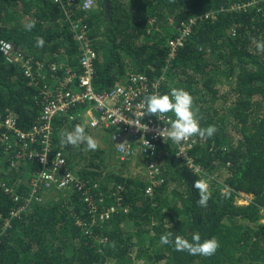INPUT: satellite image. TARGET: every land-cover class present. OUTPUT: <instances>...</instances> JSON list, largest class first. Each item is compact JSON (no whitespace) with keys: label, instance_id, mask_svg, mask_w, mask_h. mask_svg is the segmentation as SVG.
<instances>
[{"label":"trees","instance_id":"16d2710c","mask_svg":"<svg viewBox=\"0 0 264 264\" xmlns=\"http://www.w3.org/2000/svg\"><path fill=\"white\" fill-rule=\"evenodd\" d=\"M248 1L95 0L91 9L82 10L81 0L71 5L62 0L72 9L71 17L81 16L89 30L97 54L95 91L110 90L127 72L152 78L171 59L162 93L189 92L200 126L216 128L211 137H193L192 162L205 177L221 171L224 176L211 181L210 198L202 207L194 187L200 175L169 145L159 143L148 157L157 169L152 178L126 176L113 171L110 137L103 150L84 155L79 147L61 143L76 119L57 117L53 148L65 153L82 182L99 185L104 204H115L117 189L121 200L109 219L100 220L82 190L55 191L31 200L5 227L4 217L29 197L37 163L14 167L0 145V182L9 189L0 187V264H264V52L256 49V42L264 40V0H252L241 10L231 7ZM213 10L219 14L196 23L169 57L168 41L177 36L180 22ZM70 19L54 0H0V39L40 61L58 58L75 66L78 45ZM41 38L44 44L37 46ZM50 76L52 82L61 73ZM42 83L29 84L20 67L0 52V116L9 112L28 129L39 113L36 94ZM221 84L228 86L224 92ZM239 193L251 196L248 203L236 202ZM92 194L96 202L101 199L99 190ZM169 232L189 240L199 233L202 240L215 238L219 247L209 257L176 251L173 244L160 243Z\"/></svg>","mask_w":264,"mask_h":264},{"label":"built area","instance_id":"2783aa9c","mask_svg":"<svg viewBox=\"0 0 264 264\" xmlns=\"http://www.w3.org/2000/svg\"><path fill=\"white\" fill-rule=\"evenodd\" d=\"M54 1L60 3L66 11L67 17L71 18L69 20L70 28L78 45L75 57L77 68L68 64L58 66L54 64L62 70V75L56 86H44L41 114L30 131H22L12 115L0 116V127L5 129L1 133L0 139L5 147L9 149L14 146L12 151L14 152L17 149L15 152L16 157L35 160L37 163V168L28 182L29 197L12 208L8 216L4 217L5 227L13 217L21 216L31 200L40 201L44 194L55 191L82 190L84 200L89 204L90 212L96 211L100 220L109 219L116 212L115 204H119L121 200L120 189H117L116 194H114L115 204H104L103 190L99 188V185L97 183L88 185L86 181L82 182L78 173L70 167L65 153L53 148L51 139L56 117L64 114L68 115L69 120H73L79 114L88 118L89 123L86 126L88 125L90 130L100 127L110 131V138L114 142L115 151L120 161H126L134 156L135 148L152 156L157 151L159 142L167 140L159 133L164 127L168 126V120L172 119L168 115L163 121H160L155 116L143 115L145 111L143 106L144 97L151 94H161L159 79L163 78V75L156 78V80L149 81L143 74H131L125 83H120L107 92L95 91L92 84V75L97 54L91 44L89 30L81 16L71 17L73 14L72 9L66 7L62 0ZM72 1L74 0H66L67 4L70 5ZM252 2L237 3L231 7L235 10H241ZM94 3L95 0H81L80 7L82 10H89L94 6ZM218 14L219 11L213 10L181 21L177 36L168 41V56L173 57L175 52L183 46L196 23L204 18H215ZM11 50L12 45L10 42L0 40V51L9 61L14 59ZM168 60L171 59L168 58ZM145 140L149 142L151 147L143 150ZM171 143L176 148L177 154L187 159L189 167L200 175L201 180H207V176L203 175V170L195 165L189 156V150L193 147L194 139L190 138L179 144L172 141ZM26 148L29 149L26 150ZM149 165L152 178L154 171L157 169L154 164L150 163ZM0 186L5 187V184L0 182ZM150 189L151 186L147 190L148 193ZM5 190L7 191L8 188L5 187ZM94 190L100 192L101 199L98 202L93 199L92 192ZM241 198L248 200V196L245 194H242ZM13 201H19V196L14 195ZM98 203L101 205H98Z\"/></svg>","mask_w":264,"mask_h":264},{"label":"clouds","instance_id":"9594fccd","mask_svg":"<svg viewBox=\"0 0 264 264\" xmlns=\"http://www.w3.org/2000/svg\"><path fill=\"white\" fill-rule=\"evenodd\" d=\"M250 1H252V0H250ZM251 4H253V2ZM33 27H34V22H31V23L26 25V29L29 31ZM0 40L7 41L4 39H0ZM7 42H10V41H7ZM10 43L12 45L11 55L14 57L13 61H9L6 58V56L1 51L0 52L5 57L6 61L9 62V64L18 65L20 67L21 72L23 73L24 77L27 78V82L29 84L37 85L39 79L43 80L42 85L37 87V88H39V93L36 94V99H38L39 103H41L42 102V90H43L44 86L54 87L58 84V81L60 80L61 76H59L58 79H55L52 82H50V80L48 78V77H51L50 76L51 73L58 72V71H60V73L62 75V70L58 69L56 66H58L60 64H63V65L68 64L69 66H72V65H70V63L68 61H61L58 58L55 59L54 61H52L51 63L50 62L46 63L44 61H40V60L34 58V56L22 52L12 42H10ZM43 44H44V41L42 38L37 41V46H43ZM256 49L259 52H264V40H258L256 42ZM170 61L168 62V64H166L165 68H163L161 73L154 75L152 78L148 77L145 74H143V75H145L149 81L156 80V78H160L159 76L163 75V78L159 79V88H161V82H163L165 79L164 73L166 72V69L169 67ZM54 64L56 66H54ZM72 67L77 68V65L72 66ZM53 68H54V70H53ZM137 73L138 72H127L124 75V77L122 78L123 80H119L117 82L116 86L120 83L121 84L125 83V81L129 77V75L137 74ZM140 74H142V73H140ZM92 79H93V75H92ZM115 87H113V88H115ZM99 92H101V91H99ZM105 92H107V91H105ZM160 93L161 94H151V95H147L144 97L143 106H144L145 111H144L143 115L145 116L147 114V115L155 116L160 121H163L168 115L172 118V119L168 120V126L164 127L163 130L159 133L160 136H162L164 139H167V140L161 141L159 143L169 145L171 147V149H173V151H175L176 155H178L176 148L171 143V141L173 143L179 144L183 141H187L190 138H193L194 136H199L201 138L211 137L216 132L215 126H208L207 128H202L200 126L199 118L197 115V110L194 107V99L189 92H187L183 89L174 88V89H171L170 92L166 93V94H163L161 89H160ZM40 111H41V106H39V113H38L37 117L35 118L32 125L28 129H23L20 126H18V122H17L16 118L11 113L7 112L5 115H7V114L12 115L16 120L17 126L22 131H30L34 126L35 121L39 118V116L41 114ZM4 116H2V117H4ZM60 116L63 118L66 115L61 114ZM60 116H58V117H60ZM54 124H55V120H54ZM1 128H3L2 131L5 130L4 127H1ZM109 133H110V131H109ZM61 143L64 145H72V146H76V147H78L80 145H84L85 149L89 150V151H95L99 147L97 140L93 136L89 135L86 132L85 126L81 125V124L74 126V129L72 131L64 132L62 134ZM194 143H195V139H194ZM194 143H193V145H194ZM0 145L2 146L3 154L8 157L9 163L14 167L19 166V165L24 166L29 161H32V162L35 161V160L23 159L21 157H16L15 153L12 151V148L14 146L12 148L7 149L5 147V145L2 143L1 139H0ZM149 147H151L149 142L147 140H145V146H144L143 150L148 149ZM159 147L160 146L158 144V148ZM15 148H17V147H15ZM158 148H157V151H158ZM28 149L29 148H26V150H28ZM190 150H189V156L193 161V157L190 154ZM136 153H138L142 156L144 154V152L138 148H135V154ZM178 156L183 158L180 155H178ZM114 157L119 158L116 151H115V146H114ZM183 160L187 163V159L183 158ZM126 161H121V162H126ZM203 175H205V174H203ZM0 187H3V186H0ZM194 187L199 190V196H200V198L198 200L199 205L202 207L207 206V201L210 198V194L208 192L207 184L203 180H201V178H200V180H197L194 183ZM4 191H6V190L4 189ZM8 191H9V189L6 192H8ZM242 194L247 195L248 200L245 198L246 201H244V202L239 201ZM12 197H14V195H12ZM250 198H251V196L249 194L239 193L236 197V202L239 204H246V203H248ZM160 243L163 245L173 244L176 251H187L191 255H201V256H205V257H209V256L214 255L216 253L218 247H219V242L215 238H209V239H203L202 240L199 233L192 234L191 239L189 240V239H186V238L181 237V236H175L173 238V234L171 232H169L168 234L162 235L160 237Z\"/></svg>","mask_w":264,"mask_h":264},{"label":"rangeland","instance_id":"374dc122","mask_svg":"<svg viewBox=\"0 0 264 264\" xmlns=\"http://www.w3.org/2000/svg\"><path fill=\"white\" fill-rule=\"evenodd\" d=\"M227 87H228L227 85L221 84V88L223 92ZM222 103H223V99H219L218 102L216 103V107H218V110L220 111H221ZM75 119H76V122L70 127L69 131H72L74 129V126L78 124L84 125L86 132L97 140L98 145H99L97 149L103 150L104 142L105 143L107 142L106 138L110 137L109 131L104 128H100V127L93 128L92 130H90V127L88 125L86 126V124L89 123L88 118L82 117L79 114L76 115ZM78 147L81 149L84 155L88 156L91 154L89 150L85 149L84 145H80ZM148 157L149 155H147L146 153H144L143 156L136 153L132 158H130L126 162H121L119 158H114L113 163L116 164V168L113 169V171L114 172L117 171L118 173H122L123 175H126V176L139 177L141 179H149L151 178L152 172H151L150 165L148 163L149 162ZM223 176H224V171H221L220 173H216L211 176L208 175L207 180L202 179L207 184L209 193H211V186H210L211 181L221 182ZM47 194L50 195L52 194V192H49ZM239 201L244 202L246 201V199L240 198Z\"/></svg>","mask_w":264,"mask_h":264},{"label":"crops","instance_id":"0c3cea01","mask_svg":"<svg viewBox=\"0 0 264 264\" xmlns=\"http://www.w3.org/2000/svg\"><path fill=\"white\" fill-rule=\"evenodd\" d=\"M122 79V78H121Z\"/></svg>","mask_w":264,"mask_h":264}]
</instances>
